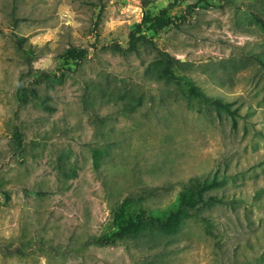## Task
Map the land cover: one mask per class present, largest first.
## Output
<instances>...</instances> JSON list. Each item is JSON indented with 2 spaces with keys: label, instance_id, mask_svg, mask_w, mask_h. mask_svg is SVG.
<instances>
[{
  "label": "rangeland",
  "instance_id": "1",
  "mask_svg": "<svg viewBox=\"0 0 264 264\" xmlns=\"http://www.w3.org/2000/svg\"><path fill=\"white\" fill-rule=\"evenodd\" d=\"M166 7L175 24L146 37L230 113L160 77L150 48H106ZM255 17L264 0H0V264H264ZM16 38L34 51L29 68ZM69 47L87 52L75 69L61 57ZM59 67L69 71L37 87L44 104L17 103L19 81ZM209 181L202 196L222 202L190 206L174 234L89 244L116 229L115 211L164 217Z\"/></svg>",
  "mask_w": 264,
  "mask_h": 264
},
{
  "label": "trees",
  "instance_id": "2",
  "mask_svg": "<svg viewBox=\"0 0 264 264\" xmlns=\"http://www.w3.org/2000/svg\"><path fill=\"white\" fill-rule=\"evenodd\" d=\"M167 10L166 7L154 15L144 14L141 21L135 24L128 33L127 41L124 46H121L117 42H112L108 44L106 48L120 54L135 52L139 45L150 48L155 52L159 63L161 64L159 69L160 77L167 81H173L180 87H184L187 97L199 99L201 102L210 105L216 111L230 113L231 110L229 103L207 98L189 79L175 75L172 70L174 60L167 53L159 50L155 44L146 37V32L154 33L175 24L174 20L167 14ZM254 20L258 24L260 30L264 33L263 20L258 17H255ZM14 44L18 51L22 53L23 61L29 68L34 51L32 49L25 50L23 48V38L14 39ZM86 54L87 52L85 49L69 47L63 51L61 57L64 59L65 64H72L75 69L86 58ZM254 60L264 68V64L258 57H254ZM66 71H69L67 67H59L54 72L35 71L30 73V79L28 81H19L15 95L17 103L23 105L34 101L39 104H44V96H41L38 93L37 87L48 82L60 80ZM90 150L93 154L95 153L93 148L90 147ZM212 186V181L203 182L196 191V199L193 198L186 200L187 193L182 192L180 195L181 200L177 208L171 209L164 217L149 215L140 206L136 207L135 213L126 216H124L119 209L113 213V221L115 222L116 229L109 235L92 236L88 239V242L89 244L103 247L112 246L122 240H137L144 236L151 237L156 234H174L180 222L193 213L189 212L190 206L198 204L197 209H201L222 202L220 198L214 195L202 196V192L208 190ZM263 191L264 190H261L260 192ZM190 197L192 198V196Z\"/></svg>",
  "mask_w": 264,
  "mask_h": 264
}]
</instances>
